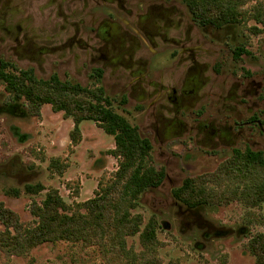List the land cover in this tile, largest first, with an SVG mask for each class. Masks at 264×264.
I'll return each mask as SVG.
<instances>
[{"label": "rangeland", "instance_id": "1", "mask_svg": "<svg viewBox=\"0 0 264 264\" xmlns=\"http://www.w3.org/2000/svg\"><path fill=\"white\" fill-rule=\"evenodd\" d=\"M241 1L243 14L238 21L219 27L197 21V30L206 41L203 46L218 50L217 66L219 71L221 67L226 70L221 80L245 74L263 81L255 100L264 126V0ZM257 8L260 21L255 15ZM5 46L0 43V63L6 65L5 71L32 68L38 78L57 75L62 81L101 86L112 109L150 139L152 165L164 168L166 174L161 185L140 195L136 208L131 209L132 214L142 216L141 228L150 218L157 222V243L150 248L143 246L139 234L125 236L124 251L117 256L99 245L47 242L23 255L0 249V264H254L248 242L256 233H264V203L252 205L232 195L229 189L242 188L246 178L221 175L220 167L231 160L234 149L249 147L264 155V133L255 130L234 148L221 145L215 150L185 138L161 143L149 128L147 104L127 98L123 85H115L110 68L97 78L77 51L19 61L13 53L5 52ZM239 49L246 52L235 56ZM78 127L73 140L72 117L54 111L48 103L41 106L39 114L30 113L25 99L8 93L0 79V203L23 225H33L30 204L40 202L48 190L56 189L75 208L93 197L99 183L108 181L117 170L119 158L109 153L115 147L113 136L92 120H83ZM186 177L201 178L220 196L203 206L187 207L172 195V189ZM35 183H41L44 190L27 193L25 185ZM4 229L0 222V231Z\"/></svg>", "mask_w": 264, "mask_h": 264}, {"label": "flooded vegetation", "instance_id": "2", "mask_svg": "<svg viewBox=\"0 0 264 264\" xmlns=\"http://www.w3.org/2000/svg\"><path fill=\"white\" fill-rule=\"evenodd\" d=\"M197 28L182 0H0V43L19 61L77 51L95 77L110 68L127 98L147 104L159 142L234 148L264 133L255 100L263 81L221 80L218 50Z\"/></svg>", "mask_w": 264, "mask_h": 264}, {"label": "trees", "instance_id": "3", "mask_svg": "<svg viewBox=\"0 0 264 264\" xmlns=\"http://www.w3.org/2000/svg\"><path fill=\"white\" fill-rule=\"evenodd\" d=\"M193 17L202 24L222 26L240 19L241 0H182ZM256 19L260 21L257 8ZM242 51L235 52L238 56ZM0 64V79L11 95L23 98L30 113L39 114L43 104H51L54 111H63L72 117L73 140L79 133L78 125L83 120H92L114 138V149L109 153L119 158V165L113 176L105 183H99L94 196L77 203L72 208L56 189L46 192L40 201L30 204L34 217L33 225H23L17 216L0 203V222L5 226L0 231V249L8 254L23 255L35 246L59 241L99 245L115 256L124 251L125 236L139 234L144 247L157 243V222L150 218L143 223L140 214H132L140 195L157 188L165 178L164 168L152 165V143L140 134L124 116L114 111L101 86L88 87L79 83L62 81L57 75L38 78L33 69L5 71ZM221 175L246 178L242 188L233 187L232 195L245 198L254 205L264 203V155L261 150L249 147L234 149L231 160L220 167ZM220 176V175H218ZM248 177V178H247ZM25 190L38 194L44 190L41 183L26 184ZM175 199L187 207L197 208L220 196L214 189L207 188L201 178L186 177L172 189ZM254 264H264V233H256L248 242Z\"/></svg>", "mask_w": 264, "mask_h": 264}]
</instances>
